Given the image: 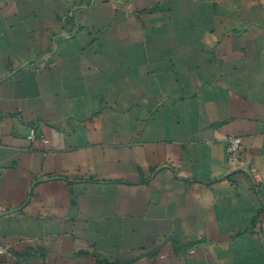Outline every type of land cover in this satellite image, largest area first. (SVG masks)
Instances as JSON below:
<instances>
[{
	"label": "crops",
	"instance_id": "crops-1",
	"mask_svg": "<svg viewBox=\"0 0 264 264\" xmlns=\"http://www.w3.org/2000/svg\"><path fill=\"white\" fill-rule=\"evenodd\" d=\"M0 245L264 264V0H0Z\"/></svg>",
	"mask_w": 264,
	"mask_h": 264
},
{
	"label": "built area",
	"instance_id": "built-area-1",
	"mask_svg": "<svg viewBox=\"0 0 264 264\" xmlns=\"http://www.w3.org/2000/svg\"><path fill=\"white\" fill-rule=\"evenodd\" d=\"M227 141V156H228V162L234 163L237 161V155L242 150V140L239 137L236 136H228L226 138ZM6 253V250L4 247L0 245V255Z\"/></svg>",
	"mask_w": 264,
	"mask_h": 264
}]
</instances>
